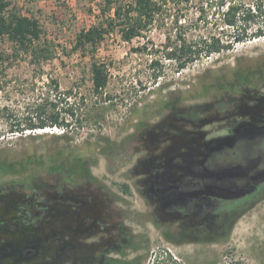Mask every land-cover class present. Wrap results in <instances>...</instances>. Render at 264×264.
Instances as JSON below:
<instances>
[{"label": "flooded vegetation", "instance_id": "af4514ba", "mask_svg": "<svg viewBox=\"0 0 264 264\" xmlns=\"http://www.w3.org/2000/svg\"><path fill=\"white\" fill-rule=\"evenodd\" d=\"M233 79L221 98L137 120L119 183L80 155L50 178H0V264H218L211 248L264 199V67Z\"/></svg>", "mask_w": 264, "mask_h": 264}, {"label": "rangeland", "instance_id": "374dc122", "mask_svg": "<svg viewBox=\"0 0 264 264\" xmlns=\"http://www.w3.org/2000/svg\"><path fill=\"white\" fill-rule=\"evenodd\" d=\"M11 1L19 12L40 21L53 57L41 64L27 54L13 60L0 103L18 110L20 116L22 111L26 121L29 103L50 96L47 102L53 101L61 115L67 114L70 125L11 133L14 121L0 115V162L15 164L9 173L0 172V178H50L58 160L80 155L97 176L119 183L128 173L117 149L137 120L157 118L168 108H189L221 98L231 88L235 71L264 67V33L181 69L166 57L182 38L189 42L231 39L237 27L223 21L228 4L242 3L255 12L248 21L250 33L264 30V0H167L166 10L144 36L126 41L116 30L96 49L78 51L73 50L78 33L98 21L105 0ZM221 1L226 2L223 7ZM2 48L10 50L12 44L0 40ZM94 61L108 68V85L100 93L93 90ZM69 107L75 115L64 111ZM205 248L204 253H210V247ZM211 250L218 264H264V199L244 213L229 236ZM171 258L174 263H188L181 252Z\"/></svg>", "mask_w": 264, "mask_h": 264}, {"label": "trees", "instance_id": "16d2710c", "mask_svg": "<svg viewBox=\"0 0 264 264\" xmlns=\"http://www.w3.org/2000/svg\"><path fill=\"white\" fill-rule=\"evenodd\" d=\"M167 0H105L101 7V15L98 21L88 28L82 29L74 44L73 50H85L87 47L96 49L105 37L114 31H119L126 41L149 32L158 18L166 10ZM226 4L221 1L220 5ZM11 0H0V40H8L12 44L8 48L0 49V94L8 83V68L12 61L18 59L22 54L31 56V61L37 64L53 57V51L45 39L40 21L30 15L23 14L17 10ZM257 11V10H256ZM226 26L237 27L234 36L229 40L213 38L209 40L187 41L182 38L181 42L167 53V58L175 60L178 68H185L203 56H209L213 52H220L222 49H230L239 42L249 39L251 36H260L264 30L257 28L256 32L250 33L248 21L255 16L250 8L244 4H228L222 13ZM243 20L241 26L238 22ZM154 63H158L154 60ZM93 90L96 93L102 92L108 85L109 74L105 63L94 61L91 66ZM50 96L37 98L29 103V110L26 112V121H22L18 110L10 108L7 104L0 103V115H6L12 119L11 133H24L25 130H33L47 127H65L70 125L67 114L61 115L56 110V104L47 102ZM45 99V100H44ZM68 115H75L72 107L64 110ZM7 112V113H6ZM15 168V164L6 160L0 162V172L9 173ZM234 264V263H232ZM236 264V263H235Z\"/></svg>", "mask_w": 264, "mask_h": 264}, {"label": "water", "instance_id": "95a60500", "mask_svg": "<svg viewBox=\"0 0 264 264\" xmlns=\"http://www.w3.org/2000/svg\"><path fill=\"white\" fill-rule=\"evenodd\" d=\"M224 140H225L224 137H218L216 141L222 145V143L225 142ZM230 140L233 141V138H231Z\"/></svg>", "mask_w": 264, "mask_h": 264}, {"label": "bare ground", "instance_id": "6f19581e", "mask_svg": "<svg viewBox=\"0 0 264 264\" xmlns=\"http://www.w3.org/2000/svg\"><path fill=\"white\" fill-rule=\"evenodd\" d=\"M50 128L49 127H47V128H40L39 130L40 131H47V130H49Z\"/></svg>", "mask_w": 264, "mask_h": 264}, {"label": "built area", "instance_id": "2783aa9c", "mask_svg": "<svg viewBox=\"0 0 264 264\" xmlns=\"http://www.w3.org/2000/svg\"><path fill=\"white\" fill-rule=\"evenodd\" d=\"M54 128H55L56 130H58V126H55Z\"/></svg>", "mask_w": 264, "mask_h": 264}, {"label": "clouds", "instance_id": "9594fccd", "mask_svg": "<svg viewBox=\"0 0 264 264\" xmlns=\"http://www.w3.org/2000/svg\"><path fill=\"white\" fill-rule=\"evenodd\" d=\"M171 262H173L172 258H171V261H170V263H171Z\"/></svg>", "mask_w": 264, "mask_h": 264}]
</instances>
